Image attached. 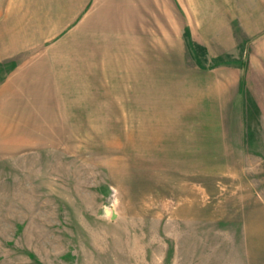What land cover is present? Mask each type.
<instances>
[{
	"label": "rangeland",
	"instance_id": "obj_1",
	"mask_svg": "<svg viewBox=\"0 0 264 264\" xmlns=\"http://www.w3.org/2000/svg\"><path fill=\"white\" fill-rule=\"evenodd\" d=\"M0 264H264V0H0Z\"/></svg>",
	"mask_w": 264,
	"mask_h": 264
}]
</instances>
